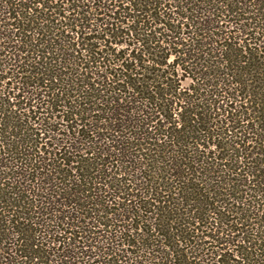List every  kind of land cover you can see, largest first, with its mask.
<instances>
[{"label": "trees", "instance_id": "obj_1", "mask_svg": "<svg viewBox=\"0 0 264 264\" xmlns=\"http://www.w3.org/2000/svg\"><path fill=\"white\" fill-rule=\"evenodd\" d=\"M0 264H264V0H0Z\"/></svg>", "mask_w": 264, "mask_h": 264}]
</instances>
